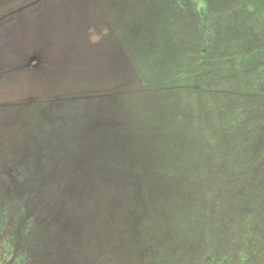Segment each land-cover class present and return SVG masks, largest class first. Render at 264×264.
<instances>
[{
	"label": "rangeland",
	"instance_id": "obj_1",
	"mask_svg": "<svg viewBox=\"0 0 264 264\" xmlns=\"http://www.w3.org/2000/svg\"><path fill=\"white\" fill-rule=\"evenodd\" d=\"M256 1L0 0V264H264V92L227 109L210 64L244 65L230 16ZM148 85L158 175L108 191L138 159L120 144L100 173V127Z\"/></svg>",
	"mask_w": 264,
	"mask_h": 264
},
{
	"label": "trees",
	"instance_id": "obj_2",
	"mask_svg": "<svg viewBox=\"0 0 264 264\" xmlns=\"http://www.w3.org/2000/svg\"><path fill=\"white\" fill-rule=\"evenodd\" d=\"M257 4L258 5L255 6L256 9H254V11H252L251 13V15L253 17L255 16L256 18L262 17V15L264 16V7L261 6L260 3L258 2ZM230 17H231L230 20L236 17L242 20V23L238 28V30L242 29L241 28L242 25L247 26L246 22H248L249 17H246L244 14H241V16L240 14L236 16L231 15ZM221 28L222 27L219 25V23H215L213 27L210 28L211 32L216 37V40L214 39L213 43L211 44L213 46V50L214 48H216V45H218L217 44L218 39L224 37V35H221L218 38L219 35L215 34L216 32L217 33L223 32V29ZM243 33L246 34V32ZM251 36L252 34L250 32V28H248L246 34L247 42L248 40L251 42ZM245 46H249V43H246ZM259 50H260V54L261 51H263L264 53V44L260 47ZM227 54H229L230 57L228 59H231V63H232V65H228V67L227 66L225 67V65L224 67L222 66L223 65L222 59L217 60V58L219 57L212 56V59L210 60L211 61L210 64H212L211 66L214 67L212 68V70L215 71L216 74L218 73L219 75H223V73H225L224 83L226 84V87H224V89H222L221 91L212 88V94L217 97L219 95H224L223 99L227 100L228 103V105H226L227 109L233 110L236 99L237 100H241L243 98L247 99L251 95L255 96L257 95V93L264 92V78L260 77V73L257 74L256 77L253 75L252 72L254 69L252 68L251 65H248L249 63L248 59H245L246 65H239V62L235 59V54L232 49L229 50ZM261 69L264 70V65H260L258 70L261 71ZM218 74L216 76H212L213 80L217 81L216 78L218 77ZM237 78L238 80L241 78L243 81L239 84V87H237L236 85ZM126 92L128 95L127 97H130L134 101V103L131 105L127 104L128 106L123 104H121L120 107L118 106L119 108L117 109V112L115 114L117 115V113H119L120 121H117L116 123L114 122L113 126L108 121L103 122L102 126L100 127V131H101L100 137L103 138V142L101 143L99 141L100 144L99 148L101 150L99 151L97 157L94 159L95 162L91 164L98 165L97 169L99 168V172L102 173L104 167L103 164H105L106 162H113L112 161L113 157L111 155L113 154L114 150L116 151L118 150V146L120 144L122 145L120 152L118 151L120 156L122 155L124 149L128 150L126 152H131V148H132V151L134 152L136 151V156L138 159V162L137 160L134 161V163L137 162L135 168L133 169L127 168V170L123 169L122 171L116 168L113 171L112 175L110 176L109 181H106V183L110 184V189L108 191H110L112 186H114L118 191H123L124 189H128V190L131 189L134 192L138 191L137 193H141L143 190H148L147 176L154 175L155 173L158 175V171H156L154 165H150L146 169L145 164L141 163L140 161L142 160H139V158L142 156L141 152H144L143 149L145 148L146 145L150 146L152 149L155 148L154 144L156 139H158V137L152 133L150 127L155 118H157V121L159 123L158 116H156L157 114H155L159 111L158 110L147 111L153 109V106L148 105L146 107H143L142 104L138 103V101L135 100V98L141 100L140 95L147 96L149 94H156L155 92L157 91H155L154 88L148 85L145 89H139V90L134 89L132 87L129 92L128 89H126ZM123 97L124 95L118 93L116 94L115 99L120 98V100L121 99L123 100ZM144 111H147L149 113L152 112L155 117L153 118L146 117L145 119L144 116H141V114H143ZM105 145H107L109 148V154L107 156L103 154ZM116 164H122V163L118 162ZM123 171L125 174H122ZM132 171L139 177L138 179L141 180V184L139 181L138 189L136 188L135 183L131 179V176L135 175L132 173ZM245 176L247 175H244V177ZM159 177H161V175ZM246 206L247 205H245L243 210H245L247 214H250L254 211V209L251 210L247 209ZM144 220L141 221V228ZM145 234L148 238H150L148 231ZM152 238L153 237H151V239Z\"/></svg>",
	"mask_w": 264,
	"mask_h": 264
},
{
	"label": "flooded vegetation",
	"instance_id": "obj_3",
	"mask_svg": "<svg viewBox=\"0 0 264 264\" xmlns=\"http://www.w3.org/2000/svg\"><path fill=\"white\" fill-rule=\"evenodd\" d=\"M260 21H261V18H256V17L249 18L248 22H246L247 26L242 25L241 27L242 29L236 31V36L234 35L236 43H238V41H242V44H243L242 47H244L246 43H249V46H245V52L247 51L246 59L249 60L248 65H251L252 68L254 69L252 73L253 74L256 73V75L260 73V71L258 70V68L260 67L258 60H263L264 58L263 51H261V54H260V50H259L260 49L259 45L264 43L263 42L264 26L260 24ZM248 28H250V32L252 34L251 42L249 40L248 42L246 41L247 39L246 34H247ZM243 32H246V34H244ZM228 41L229 39L227 40V42ZM244 65H246L245 62H244Z\"/></svg>",
	"mask_w": 264,
	"mask_h": 264
},
{
	"label": "water",
	"instance_id": "obj_4",
	"mask_svg": "<svg viewBox=\"0 0 264 264\" xmlns=\"http://www.w3.org/2000/svg\"><path fill=\"white\" fill-rule=\"evenodd\" d=\"M129 83H130V81H129ZM128 85H129V84H128ZM128 85H127V86H128ZM116 86H120V84L118 83ZM51 175H52V174H49V176H51Z\"/></svg>",
	"mask_w": 264,
	"mask_h": 264
}]
</instances>
